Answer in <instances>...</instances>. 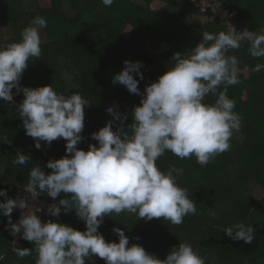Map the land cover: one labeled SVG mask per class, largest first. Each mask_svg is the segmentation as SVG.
Wrapping results in <instances>:
<instances>
[{
	"label": "trees",
	"instance_id": "obj_1",
	"mask_svg": "<svg viewBox=\"0 0 264 264\" xmlns=\"http://www.w3.org/2000/svg\"><path fill=\"white\" fill-rule=\"evenodd\" d=\"M167 1L175 2L114 0L106 7L101 0H0V45L19 42L22 30L35 16L46 19L47 27L42 30L47 41L41 44L40 57L30 58L20 84L31 88L52 85L66 96L80 93L89 104L85 107V127L81 133L84 139L77 147L87 151L91 144L98 146V141L92 139L93 132L110 120L114 121V131L121 126L108 108L128 117L123 121L125 130L133 123L134 107L142 97L130 93L122 84L112 83L113 77L126 67L124 61L142 62L140 71L144 78L138 87L143 92L174 65L172 58L176 52L185 55L195 48L204 31L218 34L233 26L237 31L246 28L260 34L264 29V0H220L235 13L230 24L219 22L212 14L190 24L187 18L191 2L178 0L177 11L173 12L164 5ZM248 47L244 41L239 49L227 53L238 59L240 80L239 84L229 86L227 95L235 101L234 111L242 117V128L231 139V148L206 165L197 163L194 156L179 159L171 152L156 161L165 172L171 165L184 169L177 182L195 200L197 214L186 216L180 225L163 218L139 220L130 213L105 215L98 232L107 242H119L113 232V228L119 227L129 237V246L139 244L162 260L183 242L191 244L207 264L213 258L216 264H264V70L252 71L256 64H264V58L251 57ZM16 91L14 88L13 101L0 99V189L13 199L19 187L27 186L32 167L40 166L50 174L53 170L47 168L49 160L71 155L66 153L63 138L50 146L42 141L40 149L35 147L36 140L26 135L18 113L25 97L22 91L18 95ZM216 98L208 95L204 102L214 104ZM18 151L31 157L27 164H13ZM42 195L59 205L60 199L71 194L61 192L55 200L46 193ZM5 199L0 197V201ZM19 214V208L11 213L14 223ZM46 217V222L58 221L86 230L75 209L67 213L62 210L58 217ZM240 222L254 227L252 243L224 234V228ZM7 224L8 217L0 213V254L5 257L0 264H36L35 245L23 238L16 240L5 227ZM14 246L31 248L32 254L21 259L13 251ZM93 259L86 260V264H98Z\"/></svg>",
	"mask_w": 264,
	"mask_h": 264
},
{
	"label": "clouds",
	"instance_id": "obj_2",
	"mask_svg": "<svg viewBox=\"0 0 264 264\" xmlns=\"http://www.w3.org/2000/svg\"><path fill=\"white\" fill-rule=\"evenodd\" d=\"M101 2L110 7L114 0ZM46 27V19L37 15L22 30L19 42L0 45V99L13 101L14 88L17 95L23 92L25 98L18 113L26 135L36 140L37 149L42 147V141L48 146L59 138L66 141V153L71 155L49 160L47 168L53 170L50 174L40 166L32 167L25 190L33 200L42 193L53 200L61 192L71 194L60 199L59 205H49V213L58 217L62 210L67 213L75 209L86 230L58 221L42 222L36 214L41 208L30 206L26 199L8 198L7 191L0 189V197L6 198L0 201V213L8 217L5 227L13 236L23 230L22 238L35 245L36 264H86L94 255L106 264H207L188 243L181 242L162 260L139 244L129 246V237L119 227L113 228L118 243L107 242L98 229L104 216L113 213L135 214L145 221L163 218L173 225L197 214L195 200L177 182L184 169L171 165L165 172L156 161L171 152L179 159L194 156L197 163L206 165L231 148V139L242 128V117L234 111L235 101L227 95L229 86L240 83L238 59L227 53L247 41L251 57L264 58V29L260 34L246 28L237 31L231 26L218 34L204 31L196 47L185 55L176 52L174 65L143 92L138 87L144 78L142 62L124 61L126 67L113 77L112 83L122 84L130 93L142 97L134 107L133 123L125 130L123 121L128 117L108 108L121 126L114 131V121H108L91 134L98 146L91 144L85 151L77 145L84 139L81 133L88 101L77 92L70 96L58 93L52 85L31 88L20 84L30 58L41 55L40 30ZM261 70L264 64L252 69L257 73ZM208 95L217 97L214 104L204 102ZM16 156L15 165H25L31 159L19 151ZM17 208L27 211L14 223L11 213ZM223 232L246 244L255 238L254 227L243 222ZM32 250L13 247L21 259L30 256ZM4 258L0 254V260ZM211 264H216L215 258Z\"/></svg>",
	"mask_w": 264,
	"mask_h": 264
},
{
	"label": "built area",
	"instance_id": "obj_3",
	"mask_svg": "<svg viewBox=\"0 0 264 264\" xmlns=\"http://www.w3.org/2000/svg\"><path fill=\"white\" fill-rule=\"evenodd\" d=\"M192 4L191 12L195 14L196 19L202 20V18H208L209 14L216 16L219 22L224 24H230L231 19L234 17L235 13L231 12L225 4L220 0H189ZM233 27V26H231ZM229 29V28H228ZM27 187V186H25ZM25 187H19L16 199H26L27 203L30 206H34L37 208H41L42 211L37 212L36 214L39 216L42 222H46V215L49 213V205L56 204L55 201H48L43 197V195H39L35 200L31 198V195L25 190ZM27 211V209H20L19 219L22 212ZM23 235V230L21 233L15 235L16 240H20ZM13 236V235H12Z\"/></svg>",
	"mask_w": 264,
	"mask_h": 264
},
{
	"label": "rangeland",
	"instance_id": "obj_4",
	"mask_svg": "<svg viewBox=\"0 0 264 264\" xmlns=\"http://www.w3.org/2000/svg\"><path fill=\"white\" fill-rule=\"evenodd\" d=\"M175 2H178V0H175ZM175 2L174 1H167V2H165L164 5L166 6L167 9H169V10L174 12V11H177V8H178L177 3H175ZM196 20H198V19H196L195 14L190 12L189 16L187 18V22L191 24V23H193ZM203 20H205V18H202V20H198V21H203ZM40 36H41V44H43L44 42L47 41L46 35H45V33L43 32L42 29L40 30ZM154 51H156V50H154ZM93 258H94L93 260H94L95 263L106 264V261L104 259L99 258L98 256L94 255Z\"/></svg>",
	"mask_w": 264,
	"mask_h": 264
}]
</instances>
